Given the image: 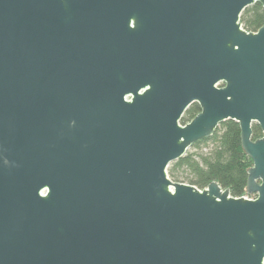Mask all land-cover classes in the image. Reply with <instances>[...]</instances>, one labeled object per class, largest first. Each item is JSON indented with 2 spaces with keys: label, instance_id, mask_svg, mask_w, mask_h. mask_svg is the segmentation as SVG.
<instances>
[{
  "label": "water",
  "instance_id": "water-1",
  "mask_svg": "<svg viewBox=\"0 0 264 264\" xmlns=\"http://www.w3.org/2000/svg\"><path fill=\"white\" fill-rule=\"evenodd\" d=\"M256 2L0 0V264H264ZM226 120L254 198L167 175Z\"/></svg>",
  "mask_w": 264,
  "mask_h": 264
},
{
  "label": "trees",
  "instance_id": "trees-1",
  "mask_svg": "<svg viewBox=\"0 0 264 264\" xmlns=\"http://www.w3.org/2000/svg\"><path fill=\"white\" fill-rule=\"evenodd\" d=\"M240 22L247 31H256L264 23V9L256 2L246 7ZM180 123H185L182 116ZM262 136L258 124L252 125V138ZM201 144H207L204 151ZM195 151L186 152L167 167L168 177L175 182H186L199 189L216 181L222 188H228L230 195L243 196L245 193L247 169L252 160L243 152L240 127L234 120L220 123L211 137L192 145Z\"/></svg>",
  "mask_w": 264,
  "mask_h": 264
},
{
  "label": "flooded vegetation",
  "instance_id": "flooded-vegetation-1",
  "mask_svg": "<svg viewBox=\"0 0 264 264\" xmlns=\"http://www.w3.org/2000/svg\"><path fill=\"white\" fill-rule=\"evenodd\" d=\"M43 98L44 96L42 95L41 99ZM200 110L201 108L197 101L191 102L182 114V116H185V123H188L195 115H197L200 112ZM253 124H256V123H253Z\"/></svg>",
  "mask_w": 264,
  "mask_h": 264
},
{
  "label": "rangeland",
  "instance_id": "rangeland-1",
  "mask_svg": "<svg viewBox=\"0 0 264 264\" xmlns=\"http://www.w3.org/2000/svg\"><path fill=\"white\" fill-rule=\"evenodd\" d=\"M206 145H207V144H201L202 149H203L204 151L207 149ZM195 150H196V148H193V147L191 146V147H189V148L187 149L186 152H192V151H195ZM183 183H186V182H183Z\"/></svg>",
  "mask_w": 264,
  "mask_h": 264
},
{
  "label": "built area",
  "instance_id": "built-area-1",
  "mask_svg": "<svg viewBox=\"0 0 264 264\" xmlns=\"http://www.w3.org/2000/svg\"><path fill=\"white\" fill-rule=\"evenodd\" d=\"M243 196H244V197H247V198H254V197H255L254 194H253V195H247V194H244Z\"/></svg>",
  "mask_w": 264,
  "mask_h": 264
}]
</instances>
